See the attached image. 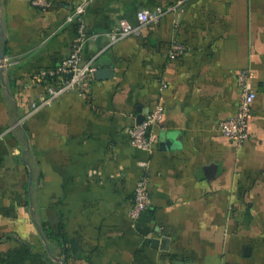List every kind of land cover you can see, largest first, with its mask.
<instances>
[{
	"label": "crops",
	"instance_id": "0c3cea01",
	"mask_svg": "<svg viewBox=\"0 0 264 264\" xmlns=\"http://www.w3.org/2000/svg\"><path fill=\"white\" fill-rule=\"evenodd\" d=\"M178 0H92L90 32L138 23L140 9ZM80 0H0V264H264V0H187L158 24L109 44L89 40L101 70L87 95L62 94L32 113L76 37ZM174 42L185 53L171 57ZM254 74L251 137L236 115L237 75ZM162 85H165L162 90ZM163 97L151 152L128 128ZM149 162L151 205L130 217Z\"/></svg>",
	"mask_w": 264,
	"mask_h": 264
},
{
	"label": "built area",
	"instance_id": "2783aa9c",
	"mask_svg": "<svg viewBox=\"0 0 264 264\" xmlns=\"http://www.w3.org/2000/svg\"><path fill=\"white\" fill-rule=\"evenodd\" d=\"M92 0H80L73 10V19L76 23V37L71 45L69 55L62 60L59 66L53 69H44L37 74V79L47 81V90L44 95H39L33 102L30 112L52 105L62 94L76 92L87 95L92 79L98 68L93 62L84 59V50L89 40L100 36H107L109 44L122 40L135 34L144 26L158 24L161 19L171 11H178L187 0H178L175 4L156 9H140L137 12L138 23L133 24L128 19H121L117 27L110 32H90L86 23V14ZM36 7L46 8L53 5V0H33ZM187 47L181 42H174L169 55L177 57L185 53ZM15 60L0 58V67L14 65ZM254 74L249 69H241L237 79L241 93L239 107L236 115L219 123L221 132L233 140L237 145H242L251 137L250 123L253 116V104L257 91L253 85ZM165 85H162L163 90ZM165 116L163 97H160L156 106L145 114L144 118L128 128L131 144L137 148L151 152L157 140V128ZM144 173L137 182L134 192V203L130 210V217L138 221L151 205L149 162L141 163Z\"/></svg>",
	"mask_w": 264,
	"mask_h": 264
},
{
	"label": "water",
	"instance_id": "95a60500",
	"mask_svg": "<svg viewBox=\"0 0 264 264\" xmlns=\"http://www.w3.org/2000/svg\"><path fill=\"white\" fill-rule=\"evenodd\" d=\"M3 58H4V56H3ZM97 74H98V76H100V74H101V70H99V71L97 72Z\"/></svg>",
	"mask_w": 264,
	"mask_h": 264
}]
</instances>
